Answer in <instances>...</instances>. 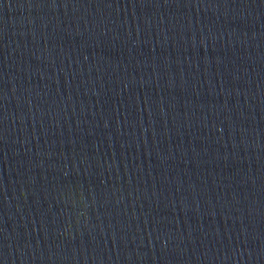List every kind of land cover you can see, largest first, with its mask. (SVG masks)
Listing matches in <instances>:
<instances>
[{"label":"water","instance_id":"1","mask_svg":"<svg viewBox=\"0 0 264 264\" xmlns=\"http://www.w3.org/2000/svg\"><path fill=\"white\" fill-rule=\"evenodd\" d=\"M0 264H264V0H0Z\"/></svg>","mask_w":264,"mask_h":264}]
</instances>
